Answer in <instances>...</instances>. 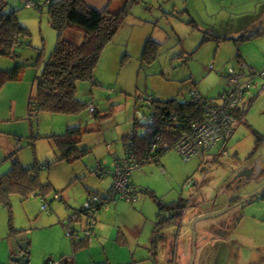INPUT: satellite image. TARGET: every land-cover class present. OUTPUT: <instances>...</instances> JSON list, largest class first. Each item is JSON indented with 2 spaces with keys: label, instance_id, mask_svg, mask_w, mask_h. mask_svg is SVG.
<instances>
[{
  "label": "rangeland",
  "instance_id": "obj_1",
  "mask_svg": "<svg viewBox=\"0 0 264 264\" xmlns=\"http://www.w3.org/2000/svg\"><path fill=\"white\" fill-rule=\"evenodd\" d=\"M11 2L21 7L19 16L31 31L33 46L23 50L22 62L28 63L23 74L30 70L34 78L38 70L40 76L58 39V32L49 21L48 5L45 0H40L42 7L36 9L25 6L24 0ZM117 2L114 0L111 8ZM263 30L264 0H139L132 5L114 39L102 51L95 70L98 82L77 83L76 95L88 103L82 111H38L32 121V138L25 133L19 144H15L14 136L5 133V128H0V173L12 166V155L19 156L27 167L35 162L47 164L51 160L50 168L46 165V169L39 170L43 181L50 179L54 185L65 187L69 177L75 176V169L85 170L86 184L91 183L93 187L102 184L100 189H107L114 183L117 161L125 156L124 135L133 129L134 122L146 120L150 96L185 100L192 89L204 97L218 98L227 87L223 74L230 67L239 68L240 61L247 59L256 71L254 85L248 94L255 100L245 121L226 142L225 154H220L224 140L213 147L205 160L197 156L186 160L172 148L162 156L161 162H146L134 170L133 180L140 189H137L135 202L141 204L147 200L153 214L158 213L159 206L147 188L154 190V195L164 202L184 198L188 203L184 220L166 226L168 239L160 243L165 253L148 255L149 252H143L145 249L140 247L137 264H152L155 260L157 264H190L194 245L193 264H238L239 259L234 260V256L242 257L246 262L243 257L250 260L253 251L261 252V257L252 264H264V193L232 206L221 215L200 219L193 227L197 217L226 209L232 196L239 194L244 198V193L253 190L258 180L251 187L247 186L250 190L239 189V183L245 181L234 180L238 169L256 164L257 174H264V143L251 155L257 139L254 129L264 133ZM65 34L80 41L84 31L72 26ZM150 38L158 41L157 57L152 62L142 61L145 43ZM39 52L41 56L37 61ZM15 62L10 56H0L1 68L14 67ZM32 92L36 95L37 82ZM91 103L103 116L95 117L89 109ZM242 105L246 106L247 102ZM67 124L81 127L80 146L89 147L88 154L73 163L57 160L61 154L59 145L49 137L52 131L65 133L69 128ZM136 128L144 130L139 124ZM100 162L108 169L101 178L97 171ZM263 178L264 175L261 180ZM198 184L200 187L196 190ZM10 202L11 206L0 200V259L3 263L8 262V253L1 245L11 225L27 229L38 220L40 239L44 234L55 232L52 226L43 228L45 221L41 214L48 211L41 209L40 196L23 198L19 192H12ZM37 206L38 216L33 213ZM52 213L55 214L54 210ZM83 216L87 217L86 214ZM208 225L216 228L208 230ZM223 227L225 230L220 232L218 229ZM148 230L149 226L138 230L136 239L142 237L141 241L145 243ZM222 244L225 245L223 248ZM48 246L40 240L36 244L40 249Z\"/></svg>",
  "mask_w": 264,
  "mask_h": 264
},
{
  "label": "trees",
  "instance_id": "obj_2",
  "mask_svg": "<svg viewBox=\"0 0 264 264\" xmlns=\"http://www.w3.org/2000/svg\"><path fill=\"white\" fill-rule=\"evenodd\" d=\"M138 1L123 0V5L112 11L108 8L104 10L92 8L86 0H48L49 21L52 27L57 30L58 39L49 59L46 61L43 74L37 75L35 79L34 85L37 82V93L33 95L32 92L28 102V116L30 119L41 110L54 113H78L86 107L88 103L76 95L77 83L88 80L93 81V83L98 82L95 78V70L102 51L114 39L126 16L130 13L132 5ZM19 11L20 9H14L7 2L0 1V56H10L17 62L11 68L4 69L0 67V91L6 83L21 79L28 64L22 62L23 50L33 46L30 42L31 31L20 20ZM72 26L79 27L84 31L85 36L81 43H76L66 36L67 28ZM205 39H207V36H205ZM157 42L151 38L146 41L142 61L152 62L155 60L158 53ZM39 50L41 51V49ZM40 56L41 53L39 52L37 61ZM27 61L29 62V60ZM240 64L239 68H234L252 72L250 66L244 67L246 64L242 60ZM229 69L223 74L224 77ZM224 91L220 93L218 98H207L196 91L194 92L199 96V99L190 95L185 100H179L176 97L162 100L150 96L147 99L150 100L147 104L150 111L145 114L146 120L134 122L133 129L124 135V157L129 158L133 153L135 161L140 166L150 161L161 162L162 156L170 149L175 148L178 138L184 132L191 130L192 124L200 119L204 106L202 100H221ZM92 113L97 118L103 116L96 107ZM137 124L143 126L144 130H138L136 128ZM254 133L257 135V139L256 146L251 153L252 156L264 143V133L255 129ZM81 134L82 129L80 126H72L65 133L49 136L53 137L59 148L62 149V155L58 160H76L89 152L88 146H80ZM228 140L230 141V138ZM219 143L222 144V141ZM198 157L205 159L203 156ZM50 164L51 162H47V166ZM43 166L46 167L45 164ZM36 168H38V165L27 167L20 160L15 159L6 172L0 173V200L11 206L10 195L12 192H19L23 198H26L32 192L43 195L48 191H52L51 182H42L38 174H31L35 171L38 172ZM100 169V175L107 174L103 172L104 169H107L106 167L102 166ZM146 191L149 193L148 189ZM151 193L153 192L151 191ZM153 196L156 200L159 199L156 195ZM236 201L238 199L233 202ZM158 202L160 212L171 209L172 212L176 210L177 214L178 210L182 212L184 208L183 199L171 203H166L160 199ZM44 204L46 203H42V209L49 212L51 209L47 206L44 208ZM99 211L95 213V219H97L96 216ZM181 215H178L177 221L180 220ZM163 216L164 214L160 213L159 226L163 224ZM175 218L176 216L173 217V220ZM11 227L13 232L17 231L13 225Z\"/></svg>",
  "mask_w": 264,
  "mask_h": 264
},
{
  "label": "crops",
  "instance_id": "obj_3",
  "mask_svg": "<svg viewBox=\"0 0 264 264\" xmlns=\"http://www.w3.org/2000/svg\"><path fill=\"white\" fill-rule=\"evenodd\" d=\"M0 1L7 2L14 9L21 8L16 4H13L11 0H0ZM39 1L40 0H24V5L27 7L34 6L36 9H38L42 7ZM86 1L90 7L95 8L97 10H104L108 8L112 11H115L123 5L122 3L123 0H118L116 6H114L113 8H111L110 4H112L114 0H86ZM28 2L32 3V5H28L27 4ZM47 2L48 0H45L46 4ZM22 22L26 24L24 21ZM84 36L85 34H83L81 38L84 39ZM83 39H80V41H76L74 39H70V40L76 43H81ZM243 63L246 64L244 67L254 66V65H249L250 63L247 61V59L246 61H243ZM250 70L253 69L251 68ZM37 74H38V70L33 78L32 74L30 73V70H27L25 74H23L20 80L10 81L6 83L0 91V128H5L6 134L15 137L14 138L15 144L16 142L17 144H19V142L21 141L20 137L22 135H26L25 133H28L29 137L31 138H32V134L34 133L32 121H35V117L30 119L28 116L29 114L28 102L30 95L32 93V89L34 87L35 79L37 78L36 76ZM249 98L251 97L249 96ZM254 100H255L254 98L250 100L251 102H248L246 106L241 105L243 108L242 111L244 114V118L240 122V125L245 121L246 113L248 109L251 107L252 102H254ZM52 132L51 134H55ZM59 149L61 151V154L59 153V155L57 156V160L60 157V155H62V149L61 148ZM5 154H9V153H5ZM220 154H222V152H220ZM10 158H12L13 161L15 159L20 160L19 156L17 157L14 155L10 156ZM50 161L51 160H48L47 162ZM63 161L73 163L72 161L74 160L72 161L62 160L61 162ZM43 164L41 166L40 163L35 162V164L33 165H38V168H36L38 169V172L35 171L32 172L31 174H38L39 176H41L39 170L46 169L47 167L48 168L51 167V164L47 167L43 166ZM253 165L255 166L256 164ZM98 166L99 167L97 168V171L100 169V167L103 166V164L100 162ZM74 174H75L74 177H69L70 181L65 187L56 186L50 181V179H48L49 182H51V185L53 186L52 191H48L43 195H39L38 192H32L29 195V196L33 195L34 197L40 196L41 203H47L49 205V208L51 210L47 212V214L46 213L41 214L43 216L42 221H45L44 223L45 226H43V228L52 226L55 229V232L44 234V237L40 239L41 235H39L38 233L39 227L37 226V224H39L38 220L35 223H31L30 225L31 227L27 229L23 227L17 228L13 226L14 229L17 230L13 232L11 227L9 234H7L4 237L5 242L2 243L1 245L2 250L8 253V262L3 263L1 262L0 259V264H11V263L19 264L11 260V257L13 255L23 253V251L15 250L13 244V237L25 233H27L28 235V238L30 240L29 246L31 248L30 260L28 264H49L50 261H58V262L60 261L63 262V264H69V263L71 264H137L139 263L137 256L140 253L139 252L140 247L141 249H145L143 252L145 253L149 252L148 255L154 253L157 254L161 253V251L164 250V247L161 249L160 243H163L168 239V232L166 226L169 224L180 223L184 220L186 207L188 205L187 200L184 198H178L173 201H167L168 203L169 202L171 203L183 199L184 208L182 212L178 210L177 214H176V210L172 212L171 209L164 210L163 212H160L159 209L157 214H153V212H150L152 208L147 205V200H143L141 204H138V202H128L126 200L118 198L117 200L112 201L108 208L101 209L99 211V213L96 216L97 222L94 226V230L90 235V237L82 238V241L80 243H77L73 241L72 237L67 233L66 229L67 227H72L75 234H77V231H80V236H83L84 226L88 218L83 217V215L81 214L82 221L74 222L71 219H68V217H70L73 214H77L79 210L83 208L86 199L89 197L91 193L105 195L110 191L112 185L107 189L104 188L100 189L102 188L101 186H103L102 184L99 187H93L91 183L86 184L84 182V178L86 176L84 175L85 170L79 171L75 169ZM102 176L103 175H99L100 178ZM40 179L42 178L40 177ZM132 181L135 184L136 188L140 191L139 186L133 180V176H132ZM42 182L45 181H43L42 179ZM196 187L199 188L200 185L199 186L196 185ZM147 189L149 191V194L153 196L154 190H151L149 188ZM151 191L153 193H151ZM56 194H59L61 198H57ZM193 196L194 194L192 195V198ZM160 199H161L160 197L159 199H157L158 206H159L158 200ZM191 200L192 199H190L189 201ZM53 210L55 214L52 213ZM37 211H38V206L36 211L33 212L34 214L36 212L38 216L39 213H37ZM160 213L164 214L162 218L164 219L162 220L163 221L162 226H159V222H158L160 219ZM178 215H181L179 217L180 218L179 221H177ZM174 216H176V218L173 220ZM34 224H36V226H34ZM147 226H149V230L147 233V240H144L145 243H143L141 241L142 237L140 239H136V233L138 232V230H142L143 227H147ZM39 240L40 243L44 244V246L47 243L50 246L43 247L42 249L37 248L36 244ZM53 244H55V247L53 246ZM162 252L165 253L164 251ZM260 257H261V252L253 251V256L250 260L246 258L244 259L243 257V260L246 262L242 261V257L237 258L236 256H234L233 258L234 260L239 259L238 264L240 263L249 264L250 262H251L250 264H252ZM152 264H157L156 260Z\"/></svg>",
  "mask_w": 264,
  "mask_h": 264
},
{
  "label": "built area",
  "instance_id": "obj_4",
  "mask_svg": "<svg viewBox=\"0 0 264 264\" xmlns=\"http://www.w3.org/2000/svg\"><path fill=\"white\" fill-rule=\"evenodd\" d=\"M27 4L32 5L30 2ZM225 78L227 80V88L222 94L221 100L203 99V113L200 119L193 123L192 129L184 132L175 144L177 151L186 160L193 156L206 157L208 155L207 153L217 143L223 140L226 141L229 138L231 139L244 118L241 105L244 101L248 103L253 99V96L249 98L248 94L254 85L253 79H256V71L246 72V70L241 71L230 67ZM189 95L199 99L196 92L192 90H190ZM89 109L93 112L95 107L90 105ZM226 142L222 148L226 146ZM220 152L225 153L226 150L222 149ZM135 160L133 153L129 158L123 157L119 159L115 172L113 173L114 183L110 191L106 195L91 193L86 199L84 204L85 212L88 216L86 234L89 237L97 222L94 216L97 211L108 208L111 202L118 198L128 202H135L137 200L138 191L132 181V176L134 170L140 165ZM107 171V169L103 170L104 173H107ZM56 197L61 198L59 194H56ZM46 206L49 207L47 203L43 207L45 208ZM66 231L72 236V227H67ZM49 264H63V262L50 261Z\"/></svg>",
  "mask_w": 264,
  "mask_h": 264
},
{
  "label": "water",
  "instance_id": "obj_5",
  "mask_svg": "<svg viewBox=\"0 0 264 264\" xmlns=\"http://www.w3.org/2000/svg\"><path fill=\"white\" fill-rule=\"evenodd\" d=\"M263 191H264V186L262 188H260L259 190H257L255 192L249 194L248 196L244 197L238 203L241 204V203L247 202L250 199L262 194ZM228 209L229 208H226V209H223L221 211H217V212L209 213V214H204V215H201V216L197 217L193 221V227H194L195 223H197V221H199L200 219H205V218L221 215V214L225 213ZM81 214H86V216H87V213L85 212L84 206H83V208L81 210H79V212L77 214L71 215L70 217H68V219H71L74 222H77V221L81 222L82 221V215ZM87 223H88V220L86 221V224L84 226V235L83 236H80V231H77V234H75V232L73 230V234L71 236L73 241H75L77 243H80L82 241V238H85V237L89 238V236L86 234ZM195 240H196V232H195ZM29 243H30V240L28 238L27 233L13 237V244H14L15 250L23 251V253L17 254V255H13L11 257V260L13 262H17L19 264H28V262L30 260V254H31V248L29 246L30 245ZM195 257H196V247L194 245L193 256L191 258V263L190 264L194 263Z\"/></svg>",
  "mask_w": 264,
  "mask_h": 264
},
{
  "label": "flooded vegetation",
  "instance_id": "obj_6",
  "mask_svg": "<svg viewBox=\"0 0 264 264\" xmlns=\"http://www.w3.org/2000/svg\"><path fill=\"white\" fill-rule=\"evenodd\" d=\"M257 168L258 167L256 165L254 166L252 164L251 165H248L246 167H241L239 169V171H238V175L234 179V180H236V179L241 180L242 179V180L245 181V182L242 181L241 183H239V186H238L239 189H245V188H247V186L248 187H251V184H253L255 180H258V183L254 184L253 190L251 192H249V193H244V196H247V195L251 194L252 192L257 191V190H259L260 188H262L264 186V178L261 180L262 175H264V174L263 173H259L260 175L257 174V172L259 171V169L257 170ZM259 180H261V181H259ZM197 189L198 188L196 187V190ZM263 193H264V191H263ZM235 199L236 200L238 199V201L233 202V201H235ZM241 199H243V198H241V195L239 196V194H235V196H232L230 198V202H229V205L230 206H228V208L230 209L232 206H234L236 204H240L238 202L241 201ZM208 226H209L208 227V230H213V229L216 228V226H212V225H208ZM218 230H220V232L221 231L223 232L225 230V227L220 228ZM224 235H225V232H224ZM224 246L225 245L222 244L221 248H223Z\"/></svg>",
  "mask_w": 264,
  "mask_h": 264
}]
</instances>
